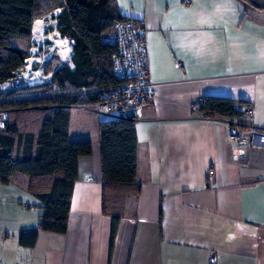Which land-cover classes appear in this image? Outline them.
<instances>
[{
    "label": "crops",
    "instance_id": "crops-1",
    "mask_svg": "<svg viewBox=\"0 0 264 264\" xmlns=\"http://www.w3.org/2000/svg\"><path fill=\"white\" fill-rule=\"evenodd\" d=\"M116 2L143 24L155 90L135 123L136 180L105 182L101 120L72 108L82 112L71 110L69 137L92 153L79 158L67 231L39 228L44 202L16 173L0 181V264H264V148H235L224 123L193 109L230 97L240 122L264 129V12L239 0ZM32 229L36 243L22 244Z\"/></svg>",
    "mask_w": 264,
    "mask_h": 264
},
{
    "label": "trees",
    "instance_id": "trees-1",
    "mask_svg": "<svg viewBox=\"0 0 264 264\" xmlns=\"http://www.w3.org/2000/svg\"><path fill=\"white\" fill-rule=\"evenodd\" d=\"M239 1L247 9L264 12V0ZM53 14L61 36L70 39L71 59L47 68L52 82L21 86L15 79L32 53L33 23ZM123 18L116 0H0V87L12 83L9 91L0 89V108L15 109L0 131V181L9 183L16 173L30 176L28 189L44 202L42 230L67 231L79 158L92 153L90 140L69 137L72 106L101 101L124 82L113 70L117 47L105 41L114 22ZM236 104L230 97L205 96L195 110L211 118L238 119L242 112ZM135 123L133 118L99 122L105 182H135ZM118 221L113 220V236ZM38 233L21 232L19 240L32 246Z\"/></svg>",
    "mask_w": 264,
    "mask_h": 264
},
{
    "label": "built area",
    "instance_id": "built-area-1",
    "mask_svg": "<svg viewBox=\"0 0 264 264\" xmlns=\"http://www.w3.org/2000/svg\"><path fill=\"white\" fill-rule=\"evenodd\" d=\"M66 38L70 44V39ZM105 41L117 47L113 70L115 76L124 82L119 87L107 92L101 101L88 105H73L72 108L92 113L101 121L133 118L136 122L142 118L143 109L155 92L150 78L147 37L143 24L133 17L116 20ZM36 61L32 56L25 60L27 72H32L28 84L52 82V74L48 78H42L38 75V70L33 69ZM28 73L24 74V78L27 79ZM54 86L57 87V85ZM36 107L46 109L52 108L53 105H38ZM196 107L194 106L193 109ZM13 110L15 109L0 108V131L7 127L10 113ZM194 118L197 120L216 119L199 113ZM218 120L225 124L226 140L235 148H264L263 128L256 125H244L239 119L219 118Z\"/></svg>",
    "mask_w": 264,
    "mask_h": 264
},
{
    "label": "rangeland",
    "instance_id": "rangeland-1",
    "mask_svg": "<svg viewBox=\"0 0 264 264\" xmlns=\"http://www.w3.org/2000/svg\"><path fill=\"white\" fill-rule=\"evenodd\" d=\"M58 13H55V15ZM43 23L45 26V32L44 35H34L33 34V41H32V48H31V56L35 57L37 60L35 65L33 66L34 70H38V75L42 78H48L51 74V71L49 73H46L47 68H55L59 63L62 61H68L71 57V52L68 56L63 57L61 53L59 52L58 48L52 42L50 39H48L47 35L50 31L57 29V20L53 15L48 16L46 19H43ZM71 46V42H70ZM72 48V46H71ZM28 73L26 67H24L22 70L19 71L18 76L15 80H19L20 85H27L29 76L32 72L29 71L27 79L24 78V74ZM18 83V82H17ZM12 88V83L9 82L6 85H4L3 90L8 91ZM79 112L78 110H72L73 115H77ZM82 114L87 115L89 118H91L92 124H95L96 120L93 115H91L88 112H82Z\"/></svg>",
    "mask_w": 264,
    "mask_h": 264
},
{
    "label": "bare ground",
    "instance_id": "bare-ground-1",
    "mask_svg": "<svg viewBox=\"0 0 264 264\" xmlns=\"http://www.w3.org/2000/svg\"><path fill=\"white\" fill-rule=\"evenodd\" d=\"M60 10H57L56 13H59ZM45 26L43 23V19H37L33 23V34L42 36L45 32ZM48 39H50L56 47L58 48L59 52L63 57H66L70 54L71 46L67 41L66 37L61 36L60 32L56 29L53 31H50L47 35Z\"/></svg>",
    "mask_w": 264,
    "mask_h": 264
},
{
    "label": "water",
    "instance_id": "water-1",
    "mask_svg": "<svg viewBox=\"0 0 264 264\" xmlns=\"http://www.w3.org/2000/svg\"><path fill=\"white\" fill-rule=\"evenodd\" d=\"M243 151V150H242Z\"/></svg>",
    "mask_w": 264,
    "mask_h": 264
}]
</instances>
